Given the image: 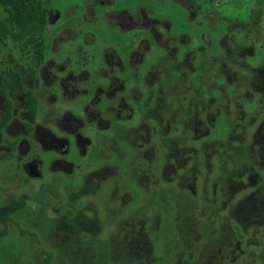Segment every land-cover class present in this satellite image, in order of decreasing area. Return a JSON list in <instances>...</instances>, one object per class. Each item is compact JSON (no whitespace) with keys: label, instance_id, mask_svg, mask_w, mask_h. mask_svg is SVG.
Listing matches in <instances>:
<instances>
[{"label":"rangeland","instance_id":"obj_1","mask_svg":"<svg viewBox=\"0 0 264 264\" xmlns=\"http://www.w3.org/2000/svg\"><path fill=\"white\" fill-rule=\"evenodd\" d=\"M46 1L51 12H49L50 18L44 34V59L39 62L33 50H24L22 44L16 45L13 41H9L8 46L2 50L0 55L2 61L0 87H4L8 80L6 74L8 66L30 72L32 68V71L39 70L40 64H43L42 71L46 76V82L40 81L39 83L37 91L39 108L36 122L47 129L52 128L60 136H71L69 130L72 131V129H77L76 131H81L84 135H90L87 127L78 128L76 124L79 122L72 118L66 117L62 120L61 114L66 110L78 113L77 115L87 122L92 120L97 123V121L91 108L88 109V115L82 110V106L89 97L81 93L74 96L65 92V95L59 91L54 85L56 81L51 79L52 71L60 74V65H64L65 70H87L92 73L91 80H97L99 78L97 74L106 68L105 54L108 49L122 53L134 42L136 30L129 27L123 29L115 23L117 17L110 16L117 11L126 10L131 14H137L142 9L154 18L166 19L171 23L172 31L184 35L187 39L191 38L193 45L198 44V38L202 33L217 39L225 35L229 26L241 21L248 22L254 30V33H250L251 38L256 40L253 43L254 48L246 53L244 60L251 67L260 66L264 60V0ZM90 11L94 12V19ZM206 52L209 51L206 50ZM157 55L162 56L163 51L152 47L145 56L146 63L139 68V71H144L146 64L154 62ZM51 59H54L56 65L55 63L47 64ZM228 67L222 69L221 62H219L213 71L193 74L196 75L194 78L199 81L198 87L197 83L192 80L190 70H186L184 86L182 88H179L177 84L169 86L171 91L169 95L173 97L176 95L177 99L185 94L187 107L185 113H190L189 104L198 95L197 93L204 89L207 96L201 94V105L206 104L209 108V100L212 98L208 96L217 97L219 94L218 106L222 102L229 103L228 100H232L233 114H236V105L240 103L244 105L243 108L248 113L260 110L262 114L257 119L262 120L264 116L262 110L264 101L260 100L263 99L262 77H256L253 72V74L244 72L245 70L238 68L234 63L229 62ZM244 73H249L246 74L248 75L246 85H243L241 79ZM34 81L32 77H27L25 89L35 90ZM214 89L219 92H213ZM89 93L93 94L92 91ZM51 95H55L56 98L53 100ZM202 96L206 99L203 100ZM8 99L13 103L15 119L0 133V203H6L13 198H24L30 210L14 218L8 235H0V264H40L44 257L43 250H53L56 253L58 243H64L67 236L63 230L53 231L52 227L58 222H51V218H60L62 213H66V210L70 208L69 202L77 201L79 204L86 200L94 203L92 206L96 207L101 215V238H106L117 231L114 217L121 208L122 202L119 195L109 194L114 188V183L118 189L130 192L134 198L130 204L123 203L118 216L124 219L120 226L128 225L129 220L126 218L131 217L132 210L144 204V196L134 181L131 164L127 161L121 162L115 155H112L110 163L118 162L119 169L125 173L127 171L128 176H117L118 167L113 168L111 164L101 172V177L104 178L101 187L98 188L97 184L93 183V192L84 193L85 190L81 188L82 183L75 181L72 184L68 175L61 173L62 171L55 162L58 157L56 152L30 134L29 137L32 138L30 156L35 154L42 160L40 165L42 176L36 175L23 164L29 155L20 153L18 148L20 147L19 141L27 129L23 124L29 122L25 92L15 91L6 96L0 93V116L7 107ZM171 105L176 107V103ZM176 109H171L176 113L174 117L176 120L171 119L170 123L172 133L175 126L178 128L182 126V123L179 124L181 119L178 120L181 114H178L179 110ZM221 111L223 113L226 108ZM113 115L114 113L107 114L103 111V121L98 123L99 128H105L109 118L114 117ZM185 120L191 122L188 116ZM56 121H60L58 130ZM27 126L29 127V124ZM226 131L225 117L221 114L216 128L212 130V136L223 139ZM101 133L106 132L101 131ZM91 137L94 145L95 136L92 134ZM236 142L235 140L234 143L237 144ZM245 142L250 143L251 138L247 137ZM153 144L155 146L152 156L154 163H164L166 152L162 150L161 140L155 139ZM24 148L25 144L20 148L22 152ZM20 155H22L21 158ZM78 156V152L73 149L69 158L78 162ZM96 162L97 160L95 164ZM104 165H107L106 162ZM113 170H116L115 173ZM55 178L59 179V183L50 185ZM250 190L238 193L233 201H238ZM98 191L106 194L99 195ZM198 191H201L200 188ZM207 191L211 195V188ZM124 198L130 199V196L126 195ZM43 202L47 204L46 217H43L39 207ZM168 205L171 207L170 210L163 209L162 204L158 202L150 204L148 216L152 215L153 218L148 221L147 227L154 246L155 259L147 260L142 264H264L263 202H258L243 212L240 204H234L236 206L228 217L226 216L227 210H223L220 201L204 203L207 207L205 213L202 209L194 211L190 208L191 204L183 205V209L186 207V212L184 217L180 218H176V204L169 203ZM132 223L139 227L136 220ZM2 227L0 223V229ZM69 250L72 249L69 248ZM70 264H77V260L73 257Z\"/></svg>","mask_w":264,"mask_h":264},{"label":"flooded vegetation","instance_id":"obj_2","mask_svg":"<svg viewBox=\"0 0 264 264\" xmlns=\"http://www.w3.org/2000/svg\"><path fill=\"white\" fill-rule=\"evenodd\" d=\"M89 13L94 19V12ZM110 16L117 17L115 23L123 29L129 27L136 30L132 46L122 53L108 49L105 54L106 68L100 70L97 80L92 81V73L87 70H65L64 65H60V74L52 71L51 78L56 81L55 87L64 94L66 92L74 96L78 93L87 95L89 99L82 106V110L88 115V109L91 108L97 123L92 120L87 122L77 115L78 113L66 110L61 114L62 120L66 117L72 118L79 122L76 124L78 128L87 127L90 135H84L81 131L72 129V131L69 130L71 136H60L52 128L47 129L44 125L37 123V115L35 119L31 118L26 92L20 90L25 92L29 117V122L23 124L27 129L18 147L20 153L29 155L23 163L24 166L36 175L42 176L40 171L42 160L38 155L30 156V141H32L30 134L56 152L58 157L55 162L61 173L68 175L72 184L75 181L82 183L81 188L85 190L84 193L93 192V183H96L98 188L101 187L104 182L101 172L106 166L112 164L110 163L112 155L121 162H129L133 168L134 181L144 196V204L132 210L131 217L126 218L129 220L128 225L120 226L124 220L118 217L122 205L124 202L130 204L134 198L130 192L121 191L114 183V188L109 194L119 195L122 202L121 208L114 217L117 223L115 232L135 230L138 227L132 221L136 220L139 228H143L150 234L147 223L153 217L148 216V211H150V204L154 202L162 204L165 210L171 209L169 203L180 205V210L175 207L176 218L184 217L186 207L183 209V205L188 204H191L190 208L194 211L202 209L205 213L207 207L204 203L220 201L223 210H227L228 217L237 204L242 205L243 212L248 208L246 205L248 203L253 205L258 202L264 203V116L260 121L257 119L262 112L256 110L248 113L244 110L243 104L237 103L236 114H233L232 100H228L229 103L222 102L218 106L219 94L217 97L208 96L212 99L209 100L210 104L207 108L206 104L201 105V94L207 96L202 88L203 90L200 89L201 91L189 104L191 112L185 113L187 109L185 94L177 99L176 95L174 97L169 95L171 93L169 86L176 84L179 88L184 86L186 70H190L192 80L198 87L199 81L193 74L213 71L219 62L222 69H226L229 68L230 62L245 70L244 72H253L256 77H262L263 99L260 100L264 101V60L257 67L247 65L244 60L246 53L254 48L253 43L256 40L251 38L250 33H254L251 25L242 21L231 25L228 30L226 29L225 37L217 39L202 33L198 38V44L193 45L191 38L187 39L184 35L172 31L168 20L154 18L142 9L137 14L121 10ZM152 47L161 49L163 55H157L154 62L146 64L144 71H139V68L146 63L145 56ZM43 59L44 56L38 61L41 62ZM49 63H55L54 59L49 60L47 64ZM42 65L40 64L39 70L32 71V68L31 73L26 70L19 71L24 86L27 77L35 80V90H28L32 91L37 99L40 81L46 82ZM246 74L249 73H244L241 77L243 85L248 82ZM89 91L93 94L91 95ZM215 91L218 90L214 89L213 92ZM12 92L15 91L7 90V94ZM51 97L53 100L56 98L55 95ZM205 97L202 96L203 100L206 99ZM172 103H176V107H173ZM173 108L179 110L178 114L181 115L178 120L181 119L179 124L182 123V126L179 128L175 126L172 133L171 119L176 120ZM223 108H226V111L222 113ZM262 110L264 113V108ZM103 111L107 114L114 113V117L109 118L105 128H99V122L103 121ZM221 114H224L227 126L226 136L223 139L212 136V130L216 128ZM186 116L191 122L185 120ZM14 119L15 111L13 110L11 123ZM56 123L58 130L60 121ZM92 134L95 136L94 145ZM247 137L251 138L250 143L245 142ZM155 139L161 140L162 150L166 152L165 162L162 164L154 163L152 158L155 152L153 144ZM235 140L237 144L234 143ZM23 144H25V150L22 152L20 148ZM73 149L79 154L78 162L69 158ZM19 157L21 158L22 155ZM105 162L107 165H104ZM112 167H118L117 176H128L127 171L125 173L119 169L118 162H114ZM115 171L113 170V173ZM58 180L55 178L50 185H57ZM198 188L201 191H198ZM208 188H211V195L207 191ZM248 189L252 190L238 201H233L238 193ZM98 194L106 193L98 191ZM126 195L130 196V199H125ZM68 205L70 208L66 210V213H62L60 218L53 217V219L63 220V216L66 215L70 220V227H65V230L69 229L71 232L76 230L82 235H101V215L98 209L92 206L94 205L92 201L83 200L79 204L74 201L69 202ZM186 214L189 216L188 213ZM52 229L55 232L58 231L57 227ZM64 229L61 230L64 231Z\"/></svg>","mask_w":264,"mask_h":264},{"label":"trees","instance_id":"obj_3","mask_svg":"<svg viewBox=\"0 0 264 264\" xmlns=\"http://www.w3.org/2000/svg\"><path fill=\"white\" fill-rule=\"evenodd\" d=\"M48 19L49 7L46 0H0V55L9 41H13L16 45L22 44L24 50H33L41 60L45 51L44 34ZM19 71L14 66L7 67L8 80L4 87H0V93L6 96L7 90H24L29 103L30 116L35 119L39 108L38 99L32 91L25 89ZM12 118L13 103L8 99V106L0 116V133L9 126ZM246 205L250 208L253 206L252 203ZM39 207L43 217H46V202ZM176 207L177 210L181 209L180 205ZM29 210L30 207L24 198H13L6 203H0V223L3 225L0 235H8L14 218ZM63 217V220L50 217L51 222H58L54 226L58 231L70 227L68 217L66 215ZM64 231L67 240L58 243L57 250L60 252L43 250L44 257L40 264H70L73 257L77 260V264H142L147 260L155 259L150 235L143 228L113 232L106 238H101L99 234L82 235L76 230L71 232L69 229H64ZM69 248L72 250L70 251Z\"/></svg>","mask_w":264,"mask_h":264}]
</instances>
